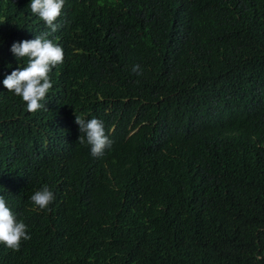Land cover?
I'll return each mask as SVG.
<instances>
[{"label":"trees","instance_id":"obj_1","mask_svg":"<svg viewBox=\"0 0 264 264\" xmlns=\"http://www.w3.org/2000/svg\"><path fill=\"white\" fill-rule=\"evenodd\" d=\"M30 3L0 0V196L31 236L0 264H264V0H65L55 33ZM46 32L64 60L28 112L3 80Z\"/></svg>","mask_w":264,"mask_h":264},{"label":"clouds","instance_id":"obj_2","mask_svg":"<svg viewBox=\"0 0 264 264\" xmlns=\"http://www.w3.org/2000/svg\"><path fill=\"white\" fill-rule=\"evenodd\" d=\"M65 0H31L30 7L33 14L45 22L46 26L55 33L59 25L54 22L61 15ZM50 33L35 36L33 40L14 43L10 51L19 60L28 58L26 67H19L3 80L4 87L22 98L28 112H36L46 105L41 101L45 99L53 84L50 80V71L64 60L63 49L48 39ZM133 72L142 75L139 64L133 66ZM75 123L79 126L80 136L78 142L90 146L93 157L103 156L105 149L110 148L112 141L105 133L101 120L92 118L85 120L75 115ZM30 200L39 209H48L54 202V193L45 185L36 191ZM31 236L27 233V226L23 221H18L13 212L6 205L5 198L0 196V244L19 251L21 241H27Z\"/></svg>","mask_w":264,"mask_h":264}]
</instances>
